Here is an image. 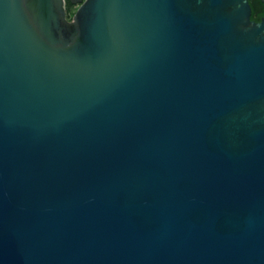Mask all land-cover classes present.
Returning a JSON list of instances; mask_svg holds the SVG:
<instances>
[{
    "label": "water",
    "instance_id": "95a60500",
    "mask_svg": "<svg viewBox=\"0 0 264 264\" xmlns=\"http://www.w3.org/2000/svg\"><path fill=\"white\" fill-rule=\"evenodd\" d=\"M70 1L0 0V264H264V18Z\"/></svg>",
    "mask_w": 264,
    "mask_h": 264
},
{
    "label": "flooded vegetation",
    "instance_id": "af4514ba",
    "mask_svg": "<svg viewBox=\"0 0 264 264\" xmlns=\"http://www.w3.org/2000/svg\"><path fill=\"white\" fill-rule=\"evenodd\" d=\"M77 1H78V0H77ZM65 5H66V10H67V12H68V10L71 9V8H75L76 10H77V8H78V5H74V4H72L70 0H65ZM251 7H252V6H251ZM257 7H258V10H257V17H258V20H257V19H253V18H252V20H254V21H256V22H260V21L264 18V5L262 4L261 1H259V3L257 4ZM76 10H75V12H76ZM253 13H254V9H253V7H252V15H253Z\"/></svg>",
    "mask_w": 264,
    "mask_h": 264
},
{
    "label": "trees",
    "instance_id": "16d2710c",
    "mask_svg": "<svg viewBox=\"0 0 264 264\" xmlns=\"http://www.w3.org/2000/svg\"><path fill=\"white\" fill-rule=\"evenodd\" d=\"M259 1L260 0H250V4H251V6L254 9V13L252 15V18L253 19H257V20H258V17H257V10H258L257 4L259 3Z\"/></svg>",
    "mask_w": 264,
    "mask_h": 264
},
{
    "label": "rangeland",
    "instance_id": "374dc122",
    "mask_svg": "<svg viewBox=\"0 0 264 264\" xmlns=\"http://www.w3.org/2000/svg\"><path fill=\"white\" fill-rule=\"evenodd\" d=\"M75 10H76L75 8H71L68 10V17L70 20L72 19L73 15L75 14Z\"/></svg>",
    "mask_w": 264,
    "mask_h": 264
}]
</instances>
